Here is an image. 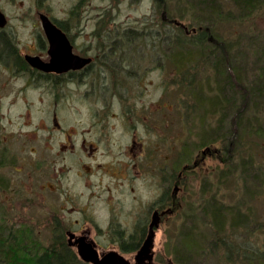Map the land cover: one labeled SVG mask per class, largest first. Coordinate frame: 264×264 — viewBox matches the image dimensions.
I'll list each match as a JSON object with an SVG mask.
<instances>
[{
	"label": "rangeland",
	"instance_id": "374dc122",
	"mask_svg": "<svg viewBox=\"0 0 264 264\" xmlns=\"http://www.w3.org/2000/svg\"><path fill=\"white\" fill-rule=\"evenodd\" d=\"M258 3L242 21L216 26L233 71L225 89L203 59L185 76L171 59H156L167 53L151 34L168 16L154 0H0V33L17 56L0 57V229H24L44 247L57 234L68 242L66 229L88 232L98 253L117 251L134 264L137 245L120 247L142 246L157 219L152 264H264L256 259L264 249V99L253 94L264 82ZM162 4L187 28L190 13L176 11H186L185 0ZM39 14L62 23L73 53L94 58L92 73L70 91L24 63V55L49 60ZM82 140L94 148L90 156ZM221 240L233 243L229 258Z\"/></svg>",
	"mask_w": 264,
	"mask_h": 264
},
{
	"label": "trees",
	"instance_id": "16d2710c",
	"mask_svg": "<svg viewBox=\"0 0 264 264\" xmlns=\"http://www.w3.org/2000/svg\"><path fill=\"white\" fill-rule=\"evenodd\" d=\"M178 1L179 3H183V0ZM185 1L186 11H181L179 9L176 11L180 12L182 17L186 13H190L192 23L189 22L187 28H185V25L183 26L181 24L180 26H182V28L172 23L171 14L173 13H171L170 9L163 6L162 0H154V5L160 10L164 9L168 17L159 21L155 32L151 31L153 33L151 34V39L155 42L156 48H163V50L166 51L165 53L167 54L162 55L165 56L166 59H171L172 63L177 67L178 74L185 76L188 71L182 72V70L195 64L198 60V62L191 67V71L196 73V68L203 59L206 62L205 65L208 66L211 64L213 66V75L220 76L223 88H229L234 84V80L230 77V72L233 71L227 69V65L230 64L231 67V62L227 64L226 60H229V58L224 55V52L226 53L229 47L224 36L215 32L216 26L223 21H242L258 9V0H230V5H232L231 9H225L220 5V3L225 2V0ZM59 27L65 29L62 23H59ZM184 28L187 31H185ZM194 28H198V30L195 31L196 33H192V29ZM126 33H132V31H127ZM0 45L2 48L1 58L5 59L13 56L17 60L13 47L1 33ZM207 69L212 70L210 67H207ZM206 70L204 71L203 69L201 72H203L202 74L204 75L206 74L205 72H207L205 80H209L211 75H209L208 70ZM197 92L198 95H194L196 100H202L200 96L201 90ZM253 94L256 97L264 99V82L260 81L259 85L253 88ZM2 162V159H0V164H2ZM219 211L220 209L216 210L215 213L219 215ZM214 219L217 222L216 229L220 230L222 226L221 218L215 215ZM25 233L27 232L24 229H8L6 231L0 229V264H87L77 257L75 252L65 244L63 237L59 236V234L52 239L49 246L44 247L33 240L30 235ZM220 244L222 247H225L228 258L233 252H236L234 251L235 248L231 246V244H233L232 242L227 243L221 240ZM134 245H138V243L132 244L131 240H129L128 244H122L120 250L126 253L132 252L135 250ZM187 247L190 246L187 245ZM242 255L246 257L243 252ZM256 259L264 260V249L260 251V255L256 253ZM174 262L176 264H183L180 258H178V260L175 259Z\"/></svg>",
	"mask_w": 264,
	"mask_h": 264
},
{
	"label": "water",
	"instance_id": "95a60500",
	"mask_svg": "<svg viewBox=\"0 0 264 264\" xmlns=\"http://www.w3.org/2000/svg\"><path fill=\"white\" fill-rule=\"evenodd\" d=\"M40 25L48 43L47 55L49 60L44 62L37 56L24 55V60L32 67L41 72L63 73L68 70L80 69L90 62L88 58H81L72 53V45L66 35L51 22L44 14H39ZM7 23L5 15L0 11V29H3ZM157 219L150 225V231L142 246L134 256V264H152V236L153 226H156ZM73 235H70L72 238ZM77 257L87 264H131L117 251H108L99 254L98 251L83 236L77 238L74 242Z\"/></svg>",
	"mask_w": 264,
	"mask_h": 264
},
{
	"label": "flooded vegetation",
	"instance_id": "af4514ba",
	"mask_svg": "<svg viewBox=\"0 0 264 264\" xmlns=\"http://www.w3.org/2000/svg\"><path fill=\"white\" fill-rule=\"evenodd\" d=\"M4 14V13H3ZM50 18V17H49ZM50 20H51V22L53 23V24H55V26L57 27V28H59L65 35H66V37H67V39L69 40V38H68V35L66 34V29H63V28H61V27H59V23L60 22H58V21H55V20H52L51 18H50ZM6 26H7V23H6V25H5V27H4V29L1 31V32H3V31H5V28H6ZM69 42H70V44H71V41L69 40ZM72 45V44H71ZM46 52H47V50H46ZM108 52H110L109 54L110 55H114L115 54V52H120V53H123V51H114V50H104L103 51V56L104 57H107V55H108ZM72 53H73V45H72ZM74 55H76V56H78V57H81V58H88V59H90V62L89 63H87L85 66H83L82 68H80V69H75V70H68V71H66V72H63V73H55V72H49V73H44V72H41V71H38L37 69H35V68H31L30 70H32V71H30V72H32V73H35L36 75H40V76H44V77H46V78H48L49 80H54V82H60V83H64V84H66L64 81H66L67 82V88H68V90L70 91L71 90V86H73L74 84L75 85H78V84H80V83H84V79H85V74H89V73H92V72H87L91 67H92V65H93V60H94V58L93 57H91V56H88V55H78V54H76V53H73ZM37 56H39V55H37ZM40 57V56H39ZM164 56L161 54V53H158L157 55H156V59H159V58H163ZM24 60V59H23ZM24 63H27L25 60H24ZM25 68H27V70H28V67L25 65ZM111 71H115L113 68H112V70ZM119 72V74H120V71H117V72H115V73H118ZM115 73H110V78H111V81H113L114 79L113 78H115V76L116 75H114ZM36 75H33V79H35V77H36ZM125 77V76H124ZM62 83V84H63ZM91 86H93L92 84H91ZM97 117V115H94V118H96ZM143 117V116H142ZM100 118H96V120L95 121H92V122H94V124H93V126H97L99 123H100ZM57 127H58V125H57ZM97 131H99V129H97ZM62 133H63V135L65 136V138L68 140L69 139V135H68V132H66V131H62ZM81 148L84 150V151H86L87 152V156H90L91 154H93V150H94V148L92 147V145H90V144H87L84 140H82V142H81ZM60 149H63V150H65L66 149V147H65V145H63V146H61L60 147ZM71 151L72 152H74L72 149H71ZM202 159H204V157L202 158ZM161 206V204H158V206L157 207H160ZM154 212H157V214L159 213L158 212V210L157 209H155L154 210ZM153 214V213H152ZM160 214V213H159ZM161 215V214H160ZM63 233H66V234H68V236H69V241L67 242H65V244L69 247V248H71L74 252H75V254H76V250H75V245H74V242H75V240L77 239V238H79L80 236H83L84 238H85V241L86 242H88V243H90L96 250H97V244H96V242L94 241V239H92V238H90V236H89V234H88V232H82L81 234H83V235H80V236H78V237H75V231H70V230H65V231H63ZM143 233V232H142ZM73 235V237L72 238H70V235ZM144 242V241H143ZM142 244V243H141ZM141 245H139V243H138V245H137V249H136V251L139 249V247H140ZM100 254V253H99Z\"/></svg>",
	"mask_w": 264,
	"mask_h": 264
}]
</instances>
